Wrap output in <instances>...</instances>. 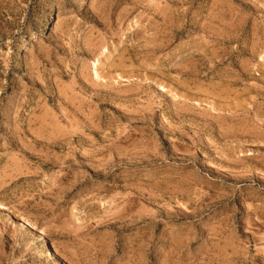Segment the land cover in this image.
Returning <instances> with one entry per match:
<instances>
[{
	"label": "rangeland",
	"instance_id": "obj_1",
	"mask_svg": "<svg viewBox=\"0 0 264 264\" xmlns=\"http://www.w3.org/2000/svg\"><path fill=\"white\" fill-rule=\"evenodd\" d=\"M0 264H264V0H0Z\"/></svg>",
	"mask_w": 264,
	"mask_h": 264
},
{
	"label": "bare ground",
	"instance_id": "obj_2",
	"mask_svg": "<svg viewBox=\"0 0 264 264\" xmlns=\"http://www.w3.org/2000/svg\"><path fill=\"white\" fill-rule=\"evenodd\" d=\"M51 254V253H50Z\"/></svg>",
	"mask_w": 264,
	"mask_h": 264
}]
</instances>
